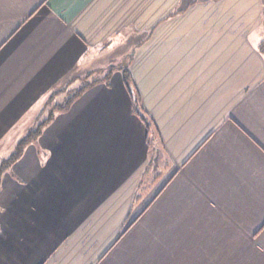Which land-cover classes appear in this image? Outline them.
Instances as JSON below:
<instances>
[{
	"label": "crops",
	"instance_id": "1",
	"mask_svg": "<svg viewBox=\"0 0 264 264\" xmlns=\"http://www.w3.org/2000/svg\"><path fill=\"white\" fill-rule=\"evenodd\" d=\"M118 36L127 83L86 87L3 171L0 264H264V0H0V152Z\"/></svg>",
	"mask_w": 264,
	"mask_h": 264
},
{
	"label": "rangeland",
	"instance_id": "2",
	"mask_svg": "<svg viewBox=\"0 0 264 264\" xmlns=\"http://www.w3.org/2000/svg\"><path fill=\"white\" fill-rule=\"evenodd\" d=\"M118 38L119 39L115 38L112 46L103 48L98 52L95 61L90 65V70H94V75L90 79L86 77L87 79L78 82V85H85L86 83L102 80L108 75V73L104 74L105 72L110 73L112 70L118 69L120 64L128 63L127 56L132 50L134 40L131 41L122 36H118ZM74 86H77V84ZM66 100H64L63 103ZM58 102L60 101L55 99L54 96H46L43 101L36 106L34 111L26 119L22 120L18 129L12 134L13 136L10 142L5 146L6 148L3 150V153L0 152V168L6 162V159L16 152L18 144L25 140L29 133L36 130L40 124H43L47 118L56 112L57 108H59ZM10 148L11 150H9ZM155 151L156 150L153 148L149 156L150 158L152 156L150 160L157 162L158 157ZM158 152L160 153V150ZM154 157L157 159H154Z\"/></svg>",
	"mask_w": 264,
	"mask_h": 264
},
{
	"label": "trees",
	"instance_id": "3",
	"mask_svg": "<svg viewBox=\"0 0 264 264\" xmlns=\"http://www.w3.org/2000/svg\"><path fill=\"white\" fill-rule=\"evenodd\" d=\"M128 63H125V64H120L118 67L121 69V72L123 73L124 75V79L127 83L128 79H129V72H128ZM111 74V72L109 73L108 72V75L109 76ZM97 81H94V82H90V83H86L85 85H83L80 89H78L75 94H73L71 97L67 98V100L64 102V103H61V104H58L59 105V108L57 109H61V110H64V109H67L70 104L72 103L73 99L76 98L86 87L96 83ZM133 111L139 116L141 117V119L147 124V126L149 127V124H148V121L147 119L145 118L144 114L141 112V108H140V103H139V99L138 98H134V101H133ZM54 113L45 120V122L43 124H40V126L34 130L33 132L29 133L28 136L26 137L25 140L21 141L18 146H17V150L16 152H14L8 159H6V162L1 166L0 168V180H1V175L3 173V171L5 170L6 167H8L11 163L15 162L23 153L24 151V148L30 144L33 140L37 139L42 131H43V127L46 125V123L52 119ZM149 146L151 147V150L154 148L156 151V156H157V152L159 151V145L154 142V141H151V138L149 140ZM152 159V156L151 158ZM154 159H157L156 157H154ZM157 162L153 161V160H150V164L153 166V165H156ZM148 179L146 180V183L142 186H140V188H138L137 190V193H136V196H135V199H134V203L138 204L140 203L141 201H143L145 199V197L149 194L150 190L152 188H149L150 186H148L151 182L150 179L154 178L153 176L150 175V171L148 172ZM1 183V182H0Z\"/></svg>",
	"mask_w": 264,
	"mask_h": 264
}]
</instances>
